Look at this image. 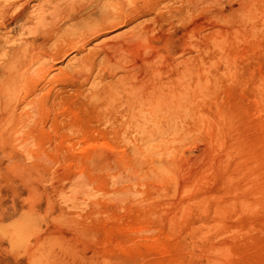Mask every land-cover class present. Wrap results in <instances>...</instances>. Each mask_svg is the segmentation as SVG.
Segmentation results:
<instances>
[{
	"label": "rangeland",
	"instance_id": "374dc122",
	"mask_svg": "<svg viewBox=\"0 0 264 264\" xmlns=\"http://www.w3.org/2000/svg\"><path fill=\"white\" fill-rule=\"evenodd\" d=\"M48 6L0 13V264H264V0H112L66 39ZM158 80L172 120L111 109Z\"/></svg>",
	"mask_w": 264,
	"mask_h": 264
},
{
	"label": "bare ground",
	"instance_id": "6f19581e",
	"mask_svg": "<svg viewBox=\"0 0 264 264\" xmlns=\"http://www.w3.org/2000/svg\"><path fill=\"white\" fill-rule=\"evenodd\" d=\"M185 1V0H184ZM192 1V0H191ZM47 3L49 4L48 7H50V11L51 12V17L50 19L48 18H39L40 20H38L36 23H51V21L54 23V21L59 18L61 20H71L73 22V24L71 25V27H65L63 28V26L58 25L57 26V32L59 31V36L62 39H66V36L68 37L69 35L72 34V29L75 31L77 28L79 29V26H81L80 28L84 29V28H91L90 27V23L94 25V27L97 26H105L107 25L109 22L114 21L115 17L112 16L109 12V5L112 4V0H109L103 4H101V0H61V2L59 0H47ZM17 4V0H8L5 4H1L0 5V13L1 15L3 13L6 14V12H8L9 10H11L15 5ZM26 3H22L21 7H25ZM188 4H190L188 2ZM192 4V3H191ZM190 4V5H191ZM156 5V4H155ZM194 5V4H193ZM20 6V5H19ZM112 6V5H111ZM110 6V7H111ZM192 6V5H191ZM20 7V8H21ZM99 10L98 16L96 15L95 10ZM19 10V8H18ZM111 10V9H110ZM141 11V10H140ZM151 11V10H150ZM15 12V11H14ZM21 12V11H20ZM124 12V11H123ZM11 13V11L9 12ZM8 13V14H9ZM16 13V12H15ZM19 13V12H18ZM4 15V14H3ZM9 16V15H8ZM48 16V15H47ZM7 17V16H6ZM35 17V16H34ZM114 17V18H113ZM1 18V17H0ZM4 18V17H2ZM10 18V17H9ZM121 18V17H120ZM12 19V18H10ZM24 19L22 14H17L14 16L13 20L14 21H18V22H22V20ZM114 19V20H112ZM12 20V21H13ZM54 20V21H53ZM13 21V22H14ZM57 22V20H56ZM55 22V23H56ZM62 23V21H61ZM60 23V24H61ZM71 23V22H70ZM64 24V23H63ZM113 24V23H111ZM49 27V26H48ZM53 27V26H52ZM117 27V26H116ZM115 27V28H116ZM141 27V26H140ZM51 28V27H50ZM55 28V26H54ZM139 28V27H138ZM43 29V28H42ZM42 29H39L38 26H36L34 29H32L31 31L33 32V37L34 39H38V38H46L48 35L47 31H42ZM63 29V30H62ZM86 29V30H88ZM48 30V29H46ZM51 30V29H50ZM62 30V31H61ZM81 30V29H80ZM85 30V31H86ZM27 31V30H26ZM49 31V30H48ZM55 31V29H54ZM53 32V30H52ZM133 32V31H132ZM141 32V31H140ZM30 33V32H29ZM74 33V32H73ZM104 33V32H103ZM130 33V32H129ZM128 33V34H129ZM32 34V33H31ZM119 34V33H118ZM133 34V33H132ZM51 35V34H50ZM134 35V34H133ZM132 35V36H133ZM136 35V39H137V34ZM152 36V35H151ZM52 37V36H51ZM21 38V37H20ZM139 38V37H138ZM49 39V38H48ZM116 39V38H114ZM132 39V38H131ZM135 39V37L133 36V40ZM6 41V40H5ZM135 41V40H134ZM55 42V41H54ZM88 43V42H87ZM147 43V42H146ZM141 42L140 43V48L143 46L145 47L144 49H147V47H149L150 45ZM47 44V43H46ZM110 44V43H109ZM79 45V44H78ZM108 45V44H107ZM73 46V45H72ZM71 46V47H72ZM123 46V45H122ZM127 46V45H126ZM125 47V45H124ZM152 47V46H151ZM109 48V46H108ZM117 49V48H116ZM114 49V50H116ZM149 49V48H148ZM101 50V49H100ZM127 50V48H126ZM11 51L13 53V55L16 54V52L18 50H16L14 48V46L12 45L11 47ZM146 51V50H145ZM144 51V52H145ZM152 51V50H151ZM129 52V50L127 51ZM131 52V50H130ZM129 52V53H130ZM155 53V52H154ZM51 54V53H50ZM140 54V53H137ZM148 54V53H146ZM145 54V55H146ZM156 54V53H155ZM143 55V54H141ZM122 56V55H121ZM14 57V56H12ZM49 57V56H48ZM105 57V56H104ZM146 57V56H144ZM123 58V57H122ZM131 58V57H130ZM81 59V58H80ZM111 59V57H110ZM125 59V58H124ZM148 59V58H147ZM153 59V58H152ZM187 59V58H186ZM9 60V59H8ZM13 60V58H12ZM116 60V59H115ZM141 60V59H140ZM145 60V59H143ZM81 61V60H80ZM86 61V60H85ZM119 61V60H118ZM142 61V60H141ZM50 62V61H49ZM48 62V63H49ZM117 62V61H116ZM151 62V60H150ZM7 63V62H6ZM9 63V62H8ZM110 64V63H109ZM113 64V63H112ZM116 64V63H115ZM8 65V64H7ZM118 65V64H117ZM186 65V64H185ZM11 65H9L10 67ZM109 66V65H108ZM13 68V66H11ZM73 67V66H72ZM111 67V66H110ZM49 68V67H48ZM106 68V67H105ZM190 68V67H189ZM2 71H6L5 68H1ZM50 69V68H49ZM109 69V68H108ZM113 69V68H111ZM115 69V68H114ZM175 69V68H174ZM184 69V68H183ZM186 70V69H185ZM12 71V70H11ZM10 71V72H11ZM114 71V70H113ZM179 71V70H178ZM16 72V71H15ZM112 72V71H111ZM14 73V72H13ZM13 73L11 72L10 74H8V76H2L3 78H7L9 82L10 79L12 78ZM145 73V72H144ZM24 74V73H23ZM178 74V73H177ZM190 74V73H189ZM17 75V74H16ZM180 75V74H179ZM167 76V75H166ZM141 77V76H140ZM153 77V76H152ZM175 77V76H174ZM190 77V76H189ZM130 78V77H129ZM154 78V77H153ZM159 78V77H158ZM166 78V77H165ZM187 78V77H186ZM185 78V79H186ZM146 79V78H145ZM3 80V79H2ZM15 80V79H14ZM130 80V79H129ZM138 80V79H137ZM160 80V79H159ZM158 80V82L153 83L154 85L152 86L151 91H147L146 93H144L142 91V88L140 85L137 86V88H133V87H129L131 90L126 92L125 98H121L119 99V103L122 104V107L119 108L116 106V102L118 103V101H115L112 99H110V103H111V109L113 111L116 112H123L124 114L128 115L131 121H136L134 122L136 125L142 127L145 122L147 121L146 119L149 117V120L157 123V122H163V121H169L170 119L172 120V117L175 114L177 108H179V106L181 105V103H186L184 99L183 102H180L181 97L183 96L185 99H187V91L190 89V84H186L184 85L183 81L181 80L179 83L177 82V84H171L170 88L168 87V83H161ZM174 80V79H173ZM4 81V80H3ZM113 81V80H112ZM121 81V80H120ZM143 81V80H142ZM146 81V80H145ZM168 81V80H167ZM179 81V80H178ZM13 82V81H12ZM141 82V81H140ZM148 82V80H147ZM152 82V81H151ZM164 82V81H163ZM181 82L183 83V87L184 90L181 91L177 90L178 86H181ZM11 83V82H10ZM143 83V82H142ZM150 83V82H149ZM1 84V83H0ZM146 84V83H145ZM2 85V84H1ZM115 85V84H114ZM147 85V84H146ZM120 86V85H119ZM140 86V87H139ZM113 87V86H112ZM122 87V85H121ZM127 87V86H126ZM151 88V87H150ZM192 90V87H191ZM111 91L113 92V90L111 89ZM97 92V91H96ZM117 92V91H116ZM115 93V92H114ZM185 93V95H184ZM93 94V93H92ZM182 94V95H181ZM111 95V94H110ZM96 96V95H94ZM112 96V95H111ZM121 96V95H119ZM7 96H4L3 100L0 102L1 105H5L6 106V98ZM122 97V96H121ZM187 97V98H186ZM9 98V97H8ZM113 98V97H112ZM191 98V97H190ZM117 100V99H116ZM115 102V103H114ZM149 102V103H148ZM109 103V102H108ZM146 104H150L149 111L146 112ZM4 106V107H5ZM107 108V107H106ZM119 108V109H118ZM5 109V108H4ZM122 113V114H123ZM148 115V117H147ZM128 118V119H129ZM129 121V120H128ZM133 123V124H134ZM122 131V130H121ZM125 135V133H124Z\"/></svg>",
	"mask_w": 264,
	"mask_h": 264
}]
</instances>
